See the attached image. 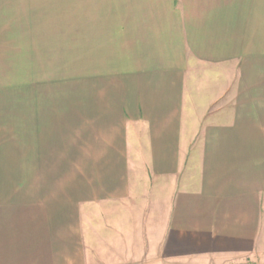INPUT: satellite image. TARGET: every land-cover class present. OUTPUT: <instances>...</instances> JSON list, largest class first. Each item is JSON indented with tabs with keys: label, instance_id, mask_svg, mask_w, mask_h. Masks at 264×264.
I'll return each instance as SVG.
<instances>
[{
	"label": "crops",
	"instance_id": "1",
	"mask_svg": "<svg viewBox=\"0 0 264 264\" xmlns=\"http://www.w3.org/2000/svg\"><path fill=\"white\" fill-rule=\"evenodd\" d=\"M0 264H264V0H0Z\"/></svg>",
	"mask_w": 264,
	"mask_h": 264
},
{
	"label": "rangeland",
	"instance_id": "2",
	"mask_svg": "<svg viewBox=\"0 0 264 264\" xmlns=\"http://www.w3.org/2000/svg\"><path fill=\"white\" fill-rule=\"evenodd\" d=\"M15 62V64L17 63V61H14ZM15 67H19V66H17V65H14ZM21 76H16V82H19V81H21Z\"/></svg>",
	"mask_w": 264,
	"mask_h": 264
}]
</instances>
